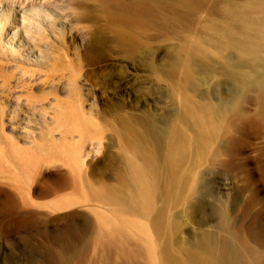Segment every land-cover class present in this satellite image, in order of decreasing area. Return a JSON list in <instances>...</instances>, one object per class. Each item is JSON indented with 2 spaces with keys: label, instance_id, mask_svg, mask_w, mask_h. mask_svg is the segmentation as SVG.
<instances>
[{
  "label": "rangeland",
  "instance_id": "1",
  "mask_svg": "<svg viewBox=\"0 0 264 264\" xmlns=\"http://www.w3.org/2000/svg\"><path fill=\"white\" fill-rule=\"evenodd\" d=\"M251 2L0 0V264H264V55L214 40Z\"/></svg>",
  "mask_w": 264,
  "mask_h": 264
},
{
  "label": "bare ground",
  "instance_id": "2",
  "mask_svg": "<svg viewBox=\"0 0 264 264\" xmlns=\"http://www.w3.org/2000/svg\"><path fill=\"white\" fill-rule=\"evenodd\" d=\"M224 12L228 22L224 28L215 30L214 40L217 48L219 50L234 49L242 57L251 59L252 62L261 61L264 55V0H252L249 5L240 9L227 7ZM150 13L151 10L148 11V14ZM248 82L249 84L246 83L247 91H249L250 85L257 87L259 95L257 101L261 108L259 122L264 124V78L257 82H251V80ZM199 125L202 127L201 124ZM170 137L171 170L173 165L172 175L175 176L186 157V134L184 130L177 128L171 132ZM157 177L158 165L152 155L145 156L142 162L134 163L131 175L132 185L130 184L132 193H136L137 190L141 194L152 192L156 187L154 180ZM124 191L122 189L119 195ZM129 202L133 204L131 200ZM164 250V258L167 264H217L214 254L210 251L193 252L189 248L183 249L186 257H183L182 260L171 255L166 257L169 248L165 247Z\"/></svg>",
  "mask_w": 264,
  "mask_h": 264
}]
</instances>
